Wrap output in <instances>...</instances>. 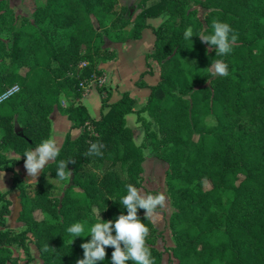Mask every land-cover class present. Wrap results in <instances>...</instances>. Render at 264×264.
<instances>
[{"label":"trees","instance_id":"obj_1","mask_svg":"<svg viewBox=\"0 0 264 264\" xmlns=\"http://www.w3.org/2000/svg\"><path fill=\"white\" fill-rule=\"evenodd\" d=\"M110 2L43 0L35 6L33 21L45 40L37 37L35 45L29 32L21 31L12 37L13 68L26 64L29 55L33 61L22 74L0 69V94L13 84L19 88L0 100V170H11L16 163L8 151L26 159L25 151L47 139L53 108L66 116L70 127L82 129L76 137H66L57 163L46 164L36 183H22L12 175L9 188L18 190L16 220L23 228L15 234L0 230V264H33L30 235L41 264H76L83 259L81 244L91 236L71 240L70 226L84 224L87 235L95 223L127 214L120 201L128 184L140 186L142 148L154 136L141 112L155 121L161 134L153 156L166 163L164 177L175 208L168 218L170 248L179 264H264V0H155L133 13L125 11L126 21L119 24H132L126 39L138 38L148 18L166 15V21L152 29L153 50L145 55L160 66L159 78L148 86L139 109L133 108L134 99L123 91L113 102L101 99L100 115L93 119L79 100L82 86L102 73L96 57L115 56L98 41L104 27L94 25V19L108 15ZM197 4L216 8L205 14L203 29L194 15ZM213 21L228 23L238 35L230 54L217 56L214 48L208 51L201 42L198 34H213ZM189 27L194 36L186 40ZM60 32L67 34L66 42L53 44L52 38ZM217 60L228 65V76L211 77L207 68ZM62 99L68 104L62 106ZM130 112L143 127L140 144L133 142L125 125L124 116ZM14 115H18L16 124ZM205 115H212L214 124L204 122ZM93 143L103 146V155H86ZM60 160L75 163H69L70 183L56 198L45 174L60 180L56 175ZM204 180L210 184L207 189L202 187ZM228 190L232 198L224 209L222 196ZM4 195L0 192V225L8 214ZM93 208L101 217L87 220L88 214L93 217ZM36 209L44 215L40 221L33 216ZM142 211L138 210L141 222L150 226ZM10 243L20 246L26 260H10ZM46 244L48 251H44ZM147 246L158 264L159 251ZM113 251L107 247L105 260L98 264H112Z\"/></svg>","mask_w":264,"mask_h":264},{"label":"rangeland","instance_id":"obj_2","mask_svg":"<svg viewBox=\"0 0 264 264\" xmlns=\"http://www.w3.org/2000/svg\"><path fill=\"white\" fill-rule=\"evenodd\" d=\"M155 0H111L110 9L108 15H104L99 20L95 21V27L103 29L105 32L101 35L100 39H98L99 43L102 44L106 49L113 50L115 53L113 60L116 57V52L113 49L114 45L119 42H124L126 40H130L129 38H125L127 32L131 29V22L125 23L124 25H120L119 21L125 20V11L128 10L129 13H133L138 7H145ZM38 2H43V0H0V69L4 71H12L16 70L20 74L25 72L27 68L33 61V55H29L26 57L24 65L16 64L13 68V64L10 62V46L12 44V37L17 33V31L21 32H29V36L35 40V45H38L37 37H40L42 41L45 40V35L42 33V30L39 26H37L33 21V12L35 6ZM194 15L201 22L202 29L205 27L204 16L211 10H215L213 7H204L201 4H197L193 7ZM166 21V15L162 14L158 16L155 20L152 21V29L157 28L160 23ZM20 22H23L20 24ZM23 27V28H22ZM21 29V30H20ZM154 36V35H153ZM122 39V40H121ZM125 39V40H124ZM67 40V34L65 32H60L56 36H54L51 40L53 44H62ZM153 43V42H152ZM206 50H211L208 45H205ZM153 50L151 47L150 52ZM38 59H42L41 55H37ZM151 62L158 66V70L160 66L156 61L149 58ZM107 59H100L96 57V66L100 67L103 63L110 61ZM214 64V63H212ZM210 64L207 68V71L210 72L211 77L216 76L214 74V69ZM54 65V62H52ZM82 65V64H80ZM101 68V67H100ZM148 68V67H147ZM99 76H92L90 80L97 79ZM88 80V82L90 81ZM87 83L82 86V93L87 88ZM208 80L204 83L207 85ZM195 87V86H194ZM18 86L13 84L9 86V88L0 94V100L12 94L13 92L18 91ZM187 98V96H185ZM101 99H104L106 102L108 100L107 96L102 95ZM100 99V100H101ZM97 102V99H96ZM68 104L67 100L62 99L61 105L65 106ZM90 115L96 116L97 112H94L91 108L88 110ZM145 119L150 121V130L154 132V136L150 137L148 147L142 148L143 161L141 163L142 171L140 173V186L137 188L143 190L146 194L156 195L159 193H163L166 197V205L163 208L157 209V216L149 220V236L146 238V245L154 247L157 251H159L160 256L158 260V264H179L178 258L173 255L171 248L173 246V238L170 232V228L168 226V218L170 214L175 210L170 201V191L166 185L164 171L166 169V163L161 161V159L153 156L154 151H158V139L161 137V134L158 132L155 121L149 117L144 112L140 113ZM18 115H14L13 123L16 124ZM125 125L131 129L132 139L135 144H140L143 140V127L139 122H136V114L134 112H130L124 116ZM202 120L208 124H214V118L212 115L203 116ZM81 128V127H80ZM82 129V128H81ZM86 129L91 131V127L88 123H86ZM195 135V134H194ZM152 148V150L150 149ZM9 154H7L8 156ZM160 161V162H156ZM163 165L162 167L160 166ZM241 175L238 176V179H241ZM45 178L51 184L50 194L52 197L59 198L64 190V188L70 183V180H57L50 177L48 174H45ZM210 184L208 181L204 180L202 182L203 189L209 188ZM223 206L224 209H227L228 202L232 198V191L228 190L223 193ZM142 215H145V211L141 212ZM7 215V214H6ZM5 216V215H4ZM2 216V220L3 217ZM33 216L36 220L40 221L44 218L42 212L38 209L33 211ZM101 217L100 213L97 212L95 208H93V217L91 214H88L87 220H91L92 218ZM17 221V220H16ZM18 228H2L3 224L0 225V230L10 229L13 230L14 234L23 228V224L21 222ZM11 227V226H10ZM77 238V237H76ZM73 240V237H70ZM75 240V239H74ZM10 260L14 261H24L26 260V254L20 248V246L16 243H10ZM28 249H29V260L33 264H41L42 258L39 254V251L34 243L33 237L29 236L28 241ZM4 264H10L9 261H6Z\"/></svg>","mask_w":264,"mask_h":264},{"label":"clouds","instance_id":"obj_3","mask_svg":"<svg viewBox=\"0 0 264 264\" xmlns=\"http://www.w3.org/2000/svg\"><path fill=\"white\" fill-rule=\"evenodd\" d=\"M213 34H198L202 43H206L210 49H215L217 56L230 54L233 45L238 39V35L228 23L213 21ZM194 36L193 30L189 27L184 38L191 40ZM214 74L226 77L229 75L228 65L221 60H217L211 65ZM98 143L90 145L86 155L101 156V148ZM60 154V147L55 139H46L34 149L25 151L24 167L27 176L31 178L28 183H36V179L45 169L49 162L57 163V157ZM69 163H75L74 160H60L57 167V177L60 180L70 179L72 173L68 169ZM127 195H125L120 204L127 209V214H120L118 218L108 221L95 223L84 235L85 227L82 223H74L67 229V232L75 239L76 237L91 236L88 242L82 243L83 259H78L76 264H98L106 258V248L114 249L111 255L112 264H154L151 250L146 245V238L149 236L150 229L141 222L138 216V210L145 211V219H152L157 216V209L165 207L167 201L163 193L156 195L146 194L143 190L128 184ZM115 233V234H113ZM73 239V240H74ZM49 244L44 246V251H48Z\"/></svg>","mask_w":264,"mask_h":264},{"label":"crops","instance_id":"obj_4","mask_svg":"<svg viewBox=\"0 0 264 264\" xmlns=\"http://www.w3.org/2000/svg\"><path fill=\"white\" fill-rule=\"evenodd\" d=\"M156 18H148L146 20L147 26L141 30L138 38L114 45L115 59L103 63L100 66L101 75L96 80L92 79L88 82L87 88L83 91L79 101L86 108L89 117L93 119L99 117L102 95L108 97L107 102H113L119 97L121 92L127 91L129 96L134 99V109H139L143 106L149 93L148 86L154 84L159 78L158 66L145 57L152 47L154 36L150 26H152V21ZM137 80L144 83L142 84L143 86L136 85L135 82ZM90 108L97 112L96 116L90 115L88 112ZM48 117L49 132L47 139H55L59 147L66 137L74 138L81 131L80 127H70V122L66 116L56 108L52 109ZM7 154L15 159L16 163L11 170H0V192H4V197L9 201L8 214L3 217L2 228H18L20 226V223L16 221L19 208L18 190L17 188H9V186L12 175H15L17 180L22 183H28L31 178L27 176L24 167L25 159L20 160L19 155L12 151H8ZM160 166L162 167L163 165L160 164Z\"/></svg>","mask_w":264,"mask_h":264}]
</instances>
